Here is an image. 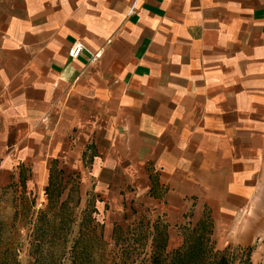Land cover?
I'll use <instances>...</instances> for the list:
<instances>
[{"label": "crops", "instance_id": "1", "mask_svg": "<svg viewBox=\"0 0 264 264\" xmlns=\"http://www.w3.org/2000/svg\"><path fill=\"white\" fill-rule=\"evenodd\" d=\"M42 124L74 160L153 161L264 264V0H0V144Z\"/></svg>", "mask_w": 264, "mask_h": 264}, {"label": "rangeland", "instance_id": "2", "mask_svg": "<svg viewBox=\"0 0 264 264\" xmlns=\"http://www.w3.org/2000/svg\"><path fill=\"white\" fill-rule=\"evenodd\" d=\"M43 124L23 144H0V237L24 236L45 210L53 236L49 264H150L155 254L161 264H214L222 254L229 264H251L249 249L220 240L208 208L195 221V195L171 198L174 178L164 185L153 161L122 154L115 162L95 144L83 145L74 160L62 154L79 149L74 135L53 145ZM43 174L41 192L35 176Z\"/></svg>", "mask_w": 264, "mask_h": 264}, {"label": "trees", "instance_id": "3", "mask_svg": "<svg viewBox=\"0 0 264 264\" xmlns=\"http://www.w3.org/2000/svg\"><path fill=\"white\" fill-rule=\"evenodd\" d=\"M46 189H49L47 187ZM64 206V205H62ZM61 206V207H62ZM30 223V222H29ZM24 236L0 237V264H49V249L53 242L48 211L38 213L37 220L28 228ZM22 254L25 258L22 259ZM150 264H161L159 255L151 258ZM214 264H229L225 255H220Z\"/></svg>", "mask_w": 264, "mask_h": 264}, {"label": "built area", "instance_id": "4", "mask_svg": "<svg viewBox=\"0 0 264 264\" xmlns=\"http://www.w3.org/2000/svg\"><path fill=\"white\" fill-rule=\"evenodd\" d=\"M84 51V48L82 46V44H75L68 52V56L69 58L71 59H76L80 54L81 52ZM97 55L94 54L92 57H96Z\"/></svg>", "mask_w": 264, "mask_h": 264}]
</instances>
